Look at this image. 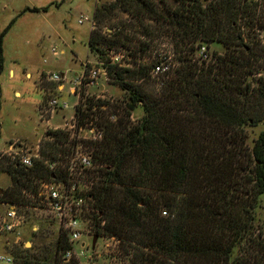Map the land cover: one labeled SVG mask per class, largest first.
Returning a JSON list of instances; mask_svg holds the SVG:
<instances>
[{"label":"trees","instance_id":"obj_1","mask_svg":"<svg viewBox=\"0 0 264 264\" xmlns=\"http://www.w3.org/2000/svg\"><path fill=\"white\" fill-rule=\"evenodd\" d=\"M174 3L159 8L154 0H114L94 8L88 46L99 55L97 45L128 47L125 38L99 30L120 9L144 30L143 18L163 22L180 61L155 92L142 85L150 76L142 68L153 61L133 68L108 64L110 80L125 96L101 100L119 116L105 123L93 153L100 164L91 189L96 231L119 240L112 256L118 264H243L235 250L251 234L264 194V75L255 77L264 48L250 32L264 30V0ZM117 28L131 42V27ZM201 44L208 59L193 56ZM136 107L142 113L131 122ZM259 125L249 138L247 126ZM0 172L11 179L0 188V203L23 208L32 205L37 180L51 175L42 164L26 169L5 156ZM31 242L27 248L11 243L12 264H78L60 255L65 234L51 246Z\"/></svg>","mask_w":264,"mask_h":264},{"label":"rangeland","instance_id":"obj_2","mask_svg":"<svg viewBox=\"0 0 264 264\" xmlns=\"http://www.w3.org/2000/svg\"><path fill=\"white\" fill-rule=\"evenodd\" d=\"M41 1L44 0H0V149L5 147L9 140L15 138H21L28 142H36L40 138L36 129L42 130L44 124L39 122V107L47 96L51 94L61 95L62 99L70 104L68 109H59L55 113L53 123L61 122L63 116L68 117L73 112V96L68 95L66 91L61 93L55 90L56 84L47 80V71L66 72L67 78L71 79L75 72L80 69L82 62L85 60H104L107 50L110 48L97 45L103 51L101 55H99L98 50L90 49L88 40L91 24L89 21L78 23L77 20L81 14L93 17L96 1L101 4L114 0H54L42 6L46 9L32 10L34 5ZM154 1L157 2L159 8L176 5L174 0ZM111 15V18L102 21L99 30L101 34L110 39L115 36L125 38V44L129 48H133L130 55L131 65L137 67L141 64H147L150 58L154 59L155 56L152 55V52L149 54L145 49L141 51L139 50L140 47H137L139 44L137 33L144 29L130 24L132 22L138 24L135 18L130 19L131 13L117 9L113 10ZM143 22L147 26V30L144 31L152 37L155 50L168 53L171 48L168 44L170 34L162 28L164 23L154 22L153 19L149 18H143ZM120 26L131 27V42H129L128 37L121 36L120 32L117 31V27ZM257 28L250 32L252 35L255 34L254 38H257L264 48V30L259 31L256 30ZM126 34L130 36L129 33ZM51 45H57L62 52L53 55L50 51ZM118 45H113L111 48L114 49ZM197 47L196 45L193 49V56L195 57H198ZM214 48H216L215 45L211 44L210 49ZM177 56L173 60L178 62ZM262 60L263 63L261 64H264V59ZM119 66H126L125 62L122 61ZM142 69L149 76L150 68ZM26 73L30 75L26 76ZM259 75H264V65L259 67V72L255 77ZM148 78H146V82L142 83L144 88L154 92L158 91L161 88L157 79L158 76L157 78L151 76ZM101 84L104 88L103 92L100 91L101 87H93L89 88L87 94L94 93L90 95L94 98L99 95V98L123 100L125 91L118 82L108 80L101 82ZM87 99L89 100L91 97H87ZM141 110L140 107H136L131 112L129 115L131 122L138 120L142 113ZM107 121L104 123H108ZM34 127H36V135L33 134ZM260 128L261 125L247 126L249 138L254 137ZM10 182L9 175L0 172V188L9 186ZM5 210L6 206L0 203V214H3ZM19 211L25 216L26 222L21 228L23 236L17 245L30 247L32 239L42 241L44 246L54 244L57 237V222L53 214L39 208L20 207ZM33 226H36L35 231L32 230ZM250 237L256 241H250ZM91 244L93 248L104 253L95 259V264H118L110 255L108 247L104 246L103 241L97 239V236L95 242ZM11 246L12 244H7L5 235L0 233V257L13 259ZM238 249L239 253L236 249L235 255L240 256L243 264H264V194L260 196L259 204L255 210L251 234H247L245 241L240 244ZM0 264L12 263L0 259Z\"/></svg>","mask_w":264,"mask_h":264},{"label":"built area","instance_id":"obj_3","mask_svg":"<svg viewBox=\"0 0 264 264\" xmlns=\"http://www.w3.org/2000/svg\"><path fill=\"white\" fill-rule=\"evenodd\" d=\"M89 21L91 29L95 27L93 17L81 14L78 23ZM132 29L126 31L131 36ZM262 31L263 29L257 28ZM137 38L140 43H145L147 53L155 56L148 60L151 63L149 74L159 80L173 72L178 66V62L173 58L179 55L175 49L172 39L169 37L168 44L170 50L156 51L152 43V37L142 31H138ZM171 39V41H170ZM154 42V41H153ZM165 43V42H164ZM133 48L117 46L108 49L104 60L82 62L81 67L75 72L74 77L69 79L66 72L47 71V80L54 82L55 90L66 91L73 96V112L68 116H63L61 122L53 123L55 113L59 109H68L70 104L62 99L61 95H50L40 103V124L42 130L36 129L40 138L35 142H28L22 139L9 140L5 147L0 149V157H8L17 165L28 169L35 165L42 164L51 173L47 179L37 180L36 194L33 197L32 205L27 208H39L47 213L53 214L57 222V236L66 235L67 246L60 248V255L65 262L76 261L78 264H95V259L103 255L92 246V239L103 241V245L108 247L110 255L117 253L119 240L115 236L99 235L95 224V210L92 203V184L95 182L93 173L97 171L100 164L94 159V149L105 134V121H116L118 113L108 112L107 104L101 102L104 98L92 97L89 88L101 87V82L110 80L108 64L123 61L125 68H133L130 63V55ZM136 49V48H134ZM198 57L208 59L207 47L200 45L197 47ZM50 51L53 55H58L62 50L57 45H51ZM154 52V53H153ZM123 67V66H120ZM91 97V99H87ZM113 101V99H107ZM84 111L85 113H80ZM107 113L105 114V112ZM29 195V193H26ZM6 210L0 214V233L5 235L7 244L19 243L22 238L21 228L26 222L25 216L19 211L16 204L3 203ZM36 226L32 230H36ZM107 255V254H106ZM6 262L13 261L9 257H0Z\"/></svg>","mask_w":264,"mask_h":264},{"label":"crops","instance_id":"obj_4","mask_svg":"<svg viewBox=\"0 0 264 264\" xmlns=\"http://www.w3.org/2000/svg\"><path fill=\"white\" fill-rule=\"evenodd\" d=\"M49 1H50V2H53L54 0H44V1H41V2H39V3H36L34 6H35V8H43L42 6H44V4H46V3L49 2ZM97 3H99V2L96 1L95 4H94V6H96ZM36 6H37V7H36ZM28 75H30V74H29V73H26V76H28ZM35 129H36V127L33 128V132H34L33 134H34V135H36V134H35ZM15 139H19V138H15ZM20 139H21V138H20ZM22 140H23V139H22Z\"/></svg>","mask_w":264,"mask_h":264},{"label":"water","instance_id":"obj_5","mask_svg":"<svg viewBox=\"0 0 264 264\" xmlns=\"http://www.w3.org/2000/svg\"><path fill=\"white\" fill-rule=\"evenodd\" d=\"M95 240H96V236H94V237H93V241H92V242L94 243V242H95Z\"/></svg>","mask_w":264,"mask_h":264}]
</instances>
